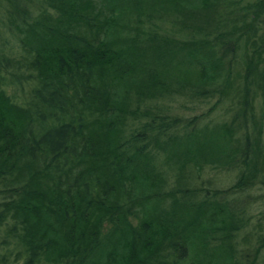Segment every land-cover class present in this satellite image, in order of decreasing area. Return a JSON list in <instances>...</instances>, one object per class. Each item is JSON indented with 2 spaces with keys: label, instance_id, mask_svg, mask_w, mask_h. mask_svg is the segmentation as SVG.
Returning <instances> with one entry per match:
<instances>
[{
  "label": "trees",
  "instance_id": "1",
  "mask_svg": "<svg viewBox=\"0 0 264 264\" xmlns=\"http://www.w3.org/2000/svg\"><path fill=\"white\" fill-rule=\"evenodd\" d=\"M262 189L264 0H0V264H260Z\"/></svg>",
  "mask_w": 264,
  "mask_h": 264
},
{
  "label": "rangeland",
  "instance_id": "2",
  "mask_svg": "<svg viewBox=\"0 0 264 264\" xmlns=\"http://www.w3.org/2000/svg\"><path fill=\"white\" fill-rule=\"evenodd\" d=\"M158 25H160V34L163 38H167L168 41H172L171 39L175 40L178 44L181 41L188 40L189 35L184 34L181 30V24L176 20V19H166L163 21L158 22ZM9 94L13 97H15L17 94L15 93L14 90L10 89ZM16 101H18V97L15 98ZM20 100V98H19ZM166 105L171 107L173 112H175L177 115L181 116H187V117H192L195 115H200L202 113H209L210 107L213 105L214 102L212 103H206L203 105H199L198 103H191L185 101V103L182 100V105H181V98L177 102H174L171 99H167L165 101ZM225 112H226V107H220L217 110H215L213 113L209 114L208 116L205 117L204 119V124H207L209 122L213 124H219L225 121ZM207 178L211 184H214L215 187H218L220 189H227L231 187L236 179H237V174L232 173V172H226V171H218V170H209L207 172ZM253 196L252 206L250 208V218H251V224L248 228V233H249V238L251 239L250 243H248L247 246H256L258 245L257 241L260 239V237L264 234V222H261L262 229L259 228V221L260 219V212L261 210H264V201L262 202L261 200L264 199V189L261 191L255 190L251 194ZM256 203V204H254ZM256 232V233H255ZM253 234L255 236L253 237ZM243 237V236H241ZM243 250V248H240ZM259 263L264 264V251L261 253L259 256Z\"/></svg>",
  "mask_w": 264,
  "mask_h": 264
}]
</instances>
